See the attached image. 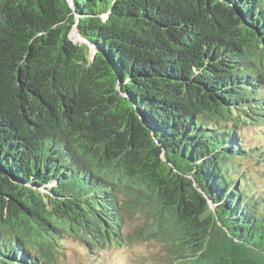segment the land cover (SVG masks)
Instances as JSON below:
<instances>
[{"label":"trees","instance_id":"16d2710c","mask_svg":"<svg viewBox=\"0 0 264 264\" xmlns=\"http://www.w3.org/2000/svg\"><path fill=\"white\" fill-rule=\"evenodd\" d=\"M228 1L264 43V0ZM71 2L0 0V173L23 184L0 178V264H61L70 242L99 264L148 239L167 264H264V47L207 0ZM135 111L228 235L157 165Z\"/></svg>","mask_w":264,"mask_h":264},{"label":"water","instance_id":"95a60500","mask_svg":"<svg viewBox=\"0 0 264 264\" xmlns=\"http://www.w3.org/2000/svg\"><path fill=\"white\" fill-rule=\"evenodd\" d=\"M71 2V0H70ZM72 3V2H71ZM206 6H210L213 9L225 13L228 17L234 19L236 21V25L238 28H240L242 31L249 33L253 40L261 47H264L263 41L260 39V36L252 29L251 25L244 21L242 17L240 16L238 10L233 6L228 0H207L205 3ZM71 37L74 40L84 46L87 50L91 58H95L98 56V58L101 60L102 65L107 69V73H109L110 78L114 81L116 89L120 90L118 91L121 95L124 97V92L121 91L120 85H119V68L109 59L104 53L99 52L94 45L86 41L77 30L76 23H73L71 26ZM74 37V38H73ZM135 114L138 118L139 123L144 128L146 132V136L149 139V142L151 144V148L153 149L154 156L157 160V165L165 166L168 168V172L172 175L176 174L179 175L181 178H183L186 183L188 184V187H190L191 192L189 195V198L195 205L201 209L206 217L209 219L211 224L213 225L214 229L218 232V234H227L228 229L225 225L219 222V218L216 214V206L212 200V196L210 193V190L206 188V185L204 182L200 181L199 178H196V180L188 174H183L172 162L171 158L169 156V148L165 149L163 145L164 140L163 137L160 136V133L154 128V126L146 121L144 118H142L136 111ZM159 139H162L159 141ZM169 175L171 178H174L172 175ZM4 177V178H2ZM0 178L10 183L12 186L16 187H23V184L19 182L16 179H13L7 174L0 173ZM228 235V234H227Z\"/></svg>","mask_w":264,"mask_h":264},{"label":"rangeland","instance_id":"374dc122","mask_svg":"<svg viewBox=\"0 0 264 264\" xmlns=\"http://www.w3.org/2000/svg\"><path fill=\"white\" fill-rule=\"evenodd\" d=\"M74 41H76L75 38ZM248 131L247 129L246 132L248 133ZM262 179L264 180V177ZM261 184L264 185V181ZM135 219L139 221L138 218L135 217ZM136 220L132 219L129 221L127 227L130 228L134 225ZM69 245V248L64 249L66 260L62 261L61 264H82L81 259L80 261L78 259L77 250L73 248L72 242ZM163 257L164 250L161 243L154 239H148L147 241L136 240L121 245L113 244L112 247L104 249L102 254H99L94 259H100L99 264H167L161 259Z\"/></svg>","mask_w":264,"mask_h":264}]
</instances>
